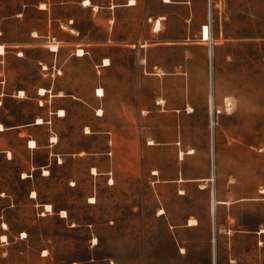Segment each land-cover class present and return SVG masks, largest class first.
Wrapping results in <instances>:
<instances>
[{
    "label": "rangeland",
    "instance_id": "1",
    "mask_svg": "<svg viewBox=\"0 0 264 264\" xmlns=\"http://www.w3.org/2000/svg\"><path fill=\"white\" fill-rule=\"evenodd\" d=\"M129 1L0 0V264H264V0Z\"/></svg>",
    "mask_w": 264,
    "mask_h": 264
},
{
    "label": "bare ground",
    "instance_id": "2",
    "mask_svg": "<svg viewBox=\"0 0 264 264\" xmlns=\"http://www.w3.org/2000/svg\"><path fill=\"white\" fill-rule=\"evenodd\" d=\"M165 2H170L171 0H164ZM84 5H89L90 4V0H84ZM129 3L130 4H134L135 3V0H130L129 1ZM44 7V4H41V8H43ZM161 18V17H160ZM160 18H158L157 20H155V24H156V26L157 27H159L160 26ZM51 49L52 50H56L57 49V47L56 46H52L51 47ZM5 52V50H4V47H3V45H1L0 44V54H3ZM77 55H83V50L82 49H78V52H77ZM210 55H211V50H210ZM110 62H109V60L106 58V59H104V64L103 65H108ZM19 95H23L24 94V91L23 90H20L19 92ZM39 93L40 94H42V95H44L45 93H46V89L45 88H40V90H39ZM96 95L97 96H103L104 95V91H103V89L102 88H98L97 89V93H96ZM212 112H213V102H212V97L210 96V113L212 114ZM98 115H101V109L98 111V113H97ZM58 115L59 116H63V115H65V111H64V109H59V111H58ZM36 123H43V120H42V118H40V117H38L37 119H36ZM211 124H213V122H211ZM2 129H4V127H3V125L0 123V130H2ZM51 140L52 141H56V137H51ZM149 143H153L152 141H149ZM28 146L30 147V148H34V147H36V142L34 141V140H30L29 142H28ZM189 153H192V152H194V150L193 149H190L189 151H188ZM11 153L9 152V155H10ZM180 154H182V151H181V153ZM92 172L93 173H96V170H95V168H92ZM154 173H157V171H153ZM44 173L45 174H47L48 173V171L45 169L44 170ZM24 176H26V174H24ZM36 196V193L33 191L32 192V197H35ZM91 202H94V199H92L91 200ZM214 207H215V200H214V198L212 197V200H211V211H212V213H214ZM46 209L47 210H51V206L50 205H46ZM162 212H163V210H161ZM63 216H65V214H63ZM197 222H196V220L195 219H190L189 220V224H196ZM3 227L5 228L6 227V224L5 223H3ZM261 232H264V229H262L261 230ZM2 240H5V235H2Z\"/></svg>",
    "mask_w": 264,
    "mask_h": 264
},
{
    "label": "crops",
    "instance_id": "3",
    "mask_svg": "<svg viewBox=\"0 0 264 264\" xmlns=\"http://www.w3.org/2000/svg\"><path fill=\"white\" fill-rule=\"evenodd\" d=\"M165 2V1H164ZM171 2V1H170ZM165 3H169V2H165ZM127 5H135V3L134 4H130V3H128ZM57 50V49H56ZM147 50V49H146ZM4 54V53H3ZM0 55H2V54H0ZM106 66V65H105ZM153 74H156L155 73V71H154V73ZM18 92L19 91H16V92H14V93H10V94H8V93H5V92H3V83L1 82V80H0V98L2 99V100H4V99H6V98H18V97H24V95H19L18 94ZM40 94V93H39ZM40 95H42V94H40ZM45 95V94H44ZM0 99V100H1ZM59 110V109H58ZM58 110H55V111H58ZM56 114H57V112H56ZM2 125H3V127H4V129H2V130H0V133H6V132H12L13 130H16L18 133H19V135H21L26 129V124L24 125V124H16V125H8V126H6L5 125V123L4 122H0ZM34 124H38V123H34ZM39 124H42V123H39ZM20 129V130H19ZM20 131V132H19ZM149 144V143H148ZM151 145V144H150ZM26 146L28 147V148H30L29 146H28V142H26ZM35 148V147H34ZM6 151H4V150H2V149H0V153H5Z\"/></svg>",
    "mask_w": 264,
    "mask_h": 264
},
{
    "label": "snow or ice",
    "instance_id": "4",
    "mask_svg": "<svg viewBox=\"0 0 264 264\" xmlns=\"http://www.w3.org/2000/svg\"><path fill=\"white\" fill-rule=\"evenodd\" d=\"M205 32H207V30H205Z\"/></svg>",
    "mask_w": 264,
    "mask_h": 264
}]
</instances>
